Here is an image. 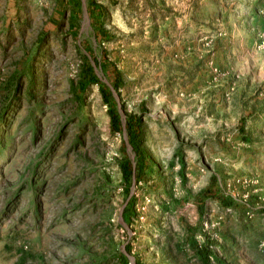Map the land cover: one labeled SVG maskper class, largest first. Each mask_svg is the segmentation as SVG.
<instances>
[{"label": "rangeland", "instance_id": "obj_1", "mask_svg": "<svg viewBox=\"0 0 264 264\" xmlns=\"http://www.w3.org/2000/svg\"><path fill=\"white\" fill-rule=\"evenodd\" d=\"M0 264H264V0H0Z\"/></svg>", "mask_w": 264, "mask_h": 264}, {"label": "trees", "instance_id": "obj_2", "mask_svg": "<svg viewBox=\"0 0 264 264\" xmlns=\"http://www.w3.org/2000/svg\"><path fill=\"white\" fill-rule=\"evenodd\" d=\"M199 250L201 252L200 255H202L203 257H205L207 259L212 254V250L208 246H201Z\"/></svg>", "mask_w": 264, "mask_h": 264}]
</instances>
